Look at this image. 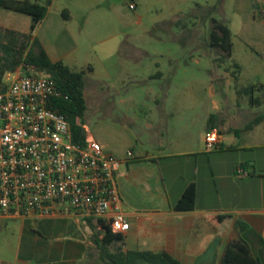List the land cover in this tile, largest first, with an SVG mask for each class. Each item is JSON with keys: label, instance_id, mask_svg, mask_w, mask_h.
<instances>
[{"label": "crops", "instance_id": "1", "mask_svg": "<svg viewBox=\"0 0 264 264\" xmlns=\"http://www.w3.org/2000/svg\"><path fill=\"white\" fill-rule=\"evenodd\" d=\"M53 2L31 35L28 14L0 7V79L24 73L19 60L33 39H38L51 60H61L57 51L50 53L38 34L42 28L48 35L60 29L63 20L59 8L52 10ZM69 2L65 6L77 11L71 17L75 14L84 20L100 5V0ZM120 51L117 46L109 55L115 63ZM123 55L130 57L129 53ZM7 59L11 62L6 63ZM215 66L219 71L208 74L204 96L196 85L201 82L178 78V69L171 80L157 72L158 89L146 98L154 102L155 112L142 117L125 114L123 128L129 134L115 137L109 147L104 143L122 160L117 184L130 224L118 243L123 250L166 251L183 264H220L226 245L241 240L264 264V99L237 102L222 61ZM136 82L144 87L145 75H139ZM210 127L217 128L219 145L206 150L204 133ZM84 129L87 139L96 140L85 124ZM122 146H131L132 155L127 156L128 149L123 151ZM237 168L248 174L237 175ZM190 183L195 185L193 208L174 209ZM220 215L225 217L219 219ZM75 225H82L83 232L74 233L72 240L49 237L60 228ZM99 230V220L75 214L0 219V246L16 253L13 260L0 261L105 264L93 238Z\"/></svg>", "mask_w": 264, "mask_h": 264}, {"label": "rangeland", "instance_id": "2", "mask_svg": "<svg viewBox=\"0 0 264 264\" xmlns=\"http://www.w3.org/2000/svg\"><path fill=\"white\" fill-rule=\"evenodd\" d=\"M69 1L53 2L52 10L59 8L63 20L60 29L48 35L42 28L38 34L50 53L57 51L65 65L84 71L83 122L106 152L115 156L104 143L109 147L115 137L129 134L123 128L125 114L142 117L155 112L154 102L146 98L158 89L157 72L171 80L178 69V78L201 82L196 85L204 96L205 79L211 72L218 73L215 63L222 61L237 102L264 99V0H100L87 20L75 14L71 17L77 11L65 6ZM63 9L68 10V19L61 16ZM213 19L230 30L228 57L211 45ZM117 46L121 51L115 63L109 55ZM139 75H145L144 87L136 82ZM12 79L1 78L3 88ZM261 104L264 108V101ZM122 149L133 152L131 146ZM82 232L83 226L75 225L60 228L49 237L72 240L74 233ZM1 247L0 259L16 257L15 251ZM19 255L23 256L22 252Z\"/></svg>", "mask_w": 264, "mask_h": 264}, {"label": "built area", "instance_id": "3", "mask_svg": "<svg viewBox=\"0 0 264 264\" xmlns=\"http://www.w3.org/2000/svg\"><path fill=\"white\" fill-rule=\"evenodd\" d=\"M58 95L55 81L40 74L22 73L0 90V219L75 214L124 235L130 224L117 184L122 160L96 140L73 141L66 117L50 106ZM218 145L217 128H208L205 149Z\"/></svg>", "mask_w": 264, "mask_h": 264}, {"label": "trees", "instance_id": "4", "mask_svg": "<svg viewBox=\"0 0 264 264\" xmlns=\"http://www.w3.org/2000/svg\"><path fill=\"white\" fill-rule=\"evenodd\" d=\"M44 2L41 4L38 0H0V7L28 14L31 17L29 27V35H31L45 16L51 0H44ZM61 16L68 19V10L63 9ZM210 36L211 45L219 47L225 57L230 56L232 43L228 26L213 19ZM19 62L23 65L24 73L48 76L55 81L59 95L52 98L50 106L66 117L73 141L84 144L86 140L83 122L85 110L84 71L70 68L61 60H51L38 39L30 40L29 49L21 56ZM211 118L212 115L209 116V121ZM194 202L195 185L190 183L182 191L174 204V209L190 210L193 208ZM223 217L225 215L218 216L219 219ZM238 224L241 225V222L237 221ZM100 225L99 232H94L93 238L99 248L100 258L105 264H183L166 251L123 250L118 244L122 241L123 235L111 232L101 222ZM0 264L5 263L0 261ZM220 264L260 263L251 255L248 246L243 241L233 240L226 245Z\"/></svg>", "mask_w": 264, "mask_h": 264}]
</instances>
